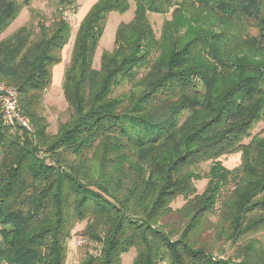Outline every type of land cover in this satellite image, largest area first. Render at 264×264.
<instances>
[{"label": "trees", "instance_id": "trees-1", "mask_svg": "<svg viewBox=\"0 0 264 264\" xmlns=\"http://www.w3.org/2000/svg\"><path fill=\"white\" fill-rule=\"evenodd\" d=\"M31 1L0 0V35ZM56 2V18L0 39V80L33 129L0 112V264H67L81 222L99 250L80 264H121L130 250L132 264H264V244L248 239L264 229V136L252 135L264 125V0H96L63 74L69 117L49 135L37 110L69 42L62 13L75 6ZM130 2L133 17L94 68L107 16ZM168 12L156 37L147 15ZM235 152L240 165L225 168L219 157ZM173 212L176 238L161 223ZM210 228L219 253L197 244Z\"/></svg>", "mask_w": 264, "mask_h": 264}, {"label": "rangeland", "instance_id": "rangeland-1", "mask_svg": "<svg viewBox=\"0 0 264 264\" xmlns=\"http://www.w3.org/2000/svg\"><path fill=\"white\" fill-rule=\"evenodd\" d=\"M96 0H75L74 8H67L62 13V16L69 22L71 32L69 42L64 46L61 51V61L51 69V82L43 92L42 101L38 107V114L43 117L44 122L46 124V132L49 135H54L59 127V124L65 122L70 114L68 104L65 100L63 90H62V82H63V74L64 70L67 68L69 64L70 51L72 47V42L74 39L75 32L79 25L82 17L87 13L90 9L91 5ZM134 3L130 2L129 9L124 13L119 12H111L107 16V20L105 23V28L102 37L98 42V46L96 48L94 58H93V67L96 69L100 68V56L103 51H110L114 47V35L115 30L118 24L122 22H128L133 17ZM60 10H58V4L56 0H32L28 7H24L18 13L17 17L13 20V22L5 29V31L0 35V39L7 37L16 31L19 27L28 24L36 25L38 22H49L51 19L59 16ZM171 12V11H170ZM170 12L165 14L159 13H148V20L155 32V36L159 37V33L161 30L162 23L165 19L170 18ZM248 32L250 34H255L254 28H249ZM2 87L0 88V92L2 94H7L6 96H11L12 88L11 86L5 84L0 80ZM128 86H124V89H127ZM15 95V94H14ZM0 97V112L1 114L4 112L3 101H1ZM20 114V112H18ZM21 115V114H20ZM23 115V114H22ZM25 117V116H24ZM15 119V118H14ZM27 120L25 125H21L25 129L32 131V126L28 118H24ZM19 122V121H17ZM260 134L264 136V125L261 123L256 124L252 129V135ZM249 141L248 139H244V142ZM221 164L227 169H233L240 165L241 162V153L235 152L231 154H226L218 159ZM210 162H202L196 167H194L196 172L201 174H205L209 169ZM207 182L206 178H202L194 182L197 190L201 192ZM184 203L182 197H178L173 203L171 207L173 209L180 208ZM212 220H215L214 217H211ZM182 217L181 213L173 212L167 216H165L161 223L164 225V228H167L174 232V238L177 237L178 231L182 226ZM85 222L77 223L73 226L71 230V236L67 241V255H66V263L67 264H80L88 254H95L99 250V245L90 239H88L83 233V227ZM203 230V231H202ZM197 244L203 243L213 250L215 253H219V246L221 245V240H217L214 235L213 229H200L196 236ZM250 238H255L264 244V229L259 232L248 236ZM83 239L82 243H77L78 240ZM224 253L223 255H232L234 253V246L228 244L223 245ZM134 257V250H130L129 252L121 255V264H132V259ZM160 264H166L165 261L160 262Z\"/></svg>", "mask_w": 264, "mask_h": 264}, {"label": "built area", "instance_id": "built-area-1", "mask_svg": "<svg viewBox=\"0 0 264 264\" xmlns=\"http://www.w3.org/2000/svg\"><path fill=\"white\" fill-rule=\"evenodd\" d=\"M1 83L2 82H0V88L2 87ZM12 93H14L15 95L11 94V96H6L7 94H2L0 92V97L2 99L1 101H3V105L5 107L4 108L5 113L2 114L3 120L6 124H9V125H13L15 123L25 125L27 120H24L25 117H24V115H22V110L20 108V105L18 104L17 94H16V91L14 90V88H12ZM18 112H20L21 115ZM17 121H19V122H17ZM83 241L84 240L81 238L80 240L77 241V243L80 244Z\"/></svg>", "mask_w": 264, "mask_h": 264}]
</instances>
